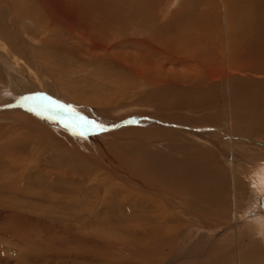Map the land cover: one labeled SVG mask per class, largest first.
<instances>
[{
  "label": "rangeland",
  "instance_id": "1",
  "mask_svg": "<svg viewBox=\"0 0 264 264\" xmlns=\"http://www.w3.org/2000/svg\"><path fill=\"white\" fill-rule=\"evenodd\" d=\"M105 1L112 0L101 2ZM227 1L228 11L222 0H136L133 5L131 0H123L120 8L138 20L112 28L109 34L101 33V46H108L113 58L101 56V50L82 42L68 16L53 19L65 22L64 29L51 25L48 12L55 15L61 10L64 15L68 9L50 10L49 4L56 6L58 0H8L13 7H8L6 16L0 9V264H20L16 253L26 245L35 252L29 258L32 262L26 264H74V258L84 263L88 262V258L82 259L86 255L94 256L93 264H139L142 259V264H224L222 258L230 254L231 264L247 263V257L249 264H264L258 257L254 260L250 251L260 247L264 253L260 204L264 188L259 185L264 183V136L238 135L237 129L246 123L235 107L236 98L245 100L250 93L256 97L259 92L247 95L234 87V83L243 82L240 77L245 72L226 63L222 64L225 72L217 75L220 65L205 60L214 59L217 52L226 57L228 45L245 39L242 28L258 26L255 13L262 14L264 0ZM129 4L132 7L128 9ZM18 7L25 13L17 11ZM15 11L23 14L18 16L21 19ZM39 17L46 23L36 19ZM233 17L242 27H233ZM254 77L262 79L264 75ZM202 88L205 95H200ZM199 100L204 101L202 107ZM53 101L71 105L75 112L54 107ZM15 111L31 117H13ZM80 116L102 125L103 130L84 124ZM247 118V122H256L253 116ZM113 151L123 157L126 151L127 162L135 155L146 165L157 167L160 177L169 171L181 181L184 177L179 174L184 173L190 194L174 188L175 195L164 190L169 185L160 184L154 193L139 181L130 183L129 172H119ZM194 174L205 177L195 178ZM197 205L215 207V215L222 205L223 211L229 212L212 218L209 208L210 214H206L210 220L204 221L194 208ZM91 210L94 218L88 221L85 215ZM16 214L23 224L13 220ZM130 218L140 222H125ZM103 220L106 226L101 224ZM219 222L225 223L221 229ZM110 225L115 231L105 229ZM129 229L134 233H127ZM136 235L149 239L140 241L146 245L145 254L128 253L140 247L131 237ZM51 237L57 242L52 243ZM119 248L128 254L122 253V257Z\"/></svg>",
  "mask_w": 264,
  "mask_h": 264
},
{
  "label": "bare ground",
  "instance_id": "2",
  "mask_svg": "<svg viewBox=\"0 0 264 264\" xmlns=\"http://www.w3.org/2000/svg\"><path fill=\"white\" fill-rule=\"evenodd\" d=\"M102 0H86L85 2H83V0H58V3H57V5L56 6H54L52 3H50L49 4V9L51 10V9H54V10H57L58 8H63V6L64 7H67L68 9H65V10H67V12H65V14L64 15H62L61 13H60V11L61 10H59L55 15L54 14H51L52 13V11L51 12H48V14H47V16H48V18L50 17V18H52L51 19V25H53V26H57V27H61V28H63L64 29V26H66L65 25V22H62L61 24H63V25H61L60 23H58V22H55V21H59V20H61V19H63V20H65V15L66 16H68L69 17V20H71L72 21V23H74V26L76 27V31H77V36H78V38L82 41V42H87V44H88V46L89 47H92V48H95V49H97V50H101L102 51V53H101V56H105V57H108V56H111V58H113L112 57V55H109L108 54V49H109V47L108 46H101V33H105V34H109V33H111V29L112 28H117L118 26H125L128 22H130V21H136V20H138L137 19V17L136 16H134L131 12H128V11H125V10H123L124 9V7H123V9H121L120 8V6H121V4L123 3V0H112L111 2H108V1H105L104 3L103 2H101ZM132 2L130 3V4H134L133 2H135L136 0H131ZM160 1H162V0H160ZM166 1V0H165ZM244 1V0H243ZM10 2V1H9ZM125 2V1H124ZM199 2V1H198ZM202 2H203V0H202ZM247 2V1H246ZM128 3H129V1H128ZM222 3H223V7H226V8H224V10L226 11L227 10V7H229V6H227V4H228V1L226 0V1H224V0H222ZM128 5L126 8H130V7H132L131 5ZM158 4H159V2H158ZM162 4V3H161ZM242 5V4H241ZM240 5V6H241ZM9 6H11V4H9L8 3V0H0V9H1V11H4V13L5 14H3V12H2V15L4 16H6V14L7 13H9L10 12V10H8L9 8ZM115 6H117V9H115ZM172 6V5H171ZM12 7L13 6H11L10 8L12 9ZM15 7V6H14ZM233 7V6H232ZM236 7H237V5H236ZM17 7H15V9H16ZM231 8V7H230ZM235 8V7H234ZM14 9V8H13ZM21 9V8H20ZM233 9V8H232ZM49 10V11H50ZM64 10V9H63ZM132 10V9H131ZM134 10V9H133ZM235 10V9H234ZM0 11V12H1ZM12 11V10H11ZM14 11V10H13ZM17 11H19V12H21V13H25V12H23V10L21 9V11L19 10V7H18V10ZM17 11H15L16 12V17L17 18H20L23 14H18V12ZM167 11V10H166ZM228 11V10H227ZM165 14V13H164ZM167 15V14H166ZM18 16H20V17H18ZM52 16H55V17H52ZM112 17V18H111ZM238 17V16H237ZM234 18V20H233V22L232 23H234V24H237V25H239V24H241V21H238V20H236V17H233ZM21 19V18H20ZM37 20H40V21H42V22H45L44 20H42L40 17L39 18H36ZM55 21H54V20ZM68 19V18H67ZM36 20V21H37ZM68 20V21H69ZM152 20V19H151ZM10 21V20H9ZM70 22V21H69ZM7 23V22H6ZM46 23V22H45ZM44 24V23H43ZM234 24H232L233 26H235ZM140 25V24H139ZM45 26V25H44ZM49 26H50V24H49ZM240 26V25H239ZM47 27V26H46ZM67 27V26H66ZM74 27V28H75ZM154 27V26H153ZM131 28V27H130ZM69 29V28H68ZM71 30H73L72 28H71ZM119 30V29H118ZM128 30V29H127ZM47 31V30H46ZM45 34H46V32H44ZM251 33V32H250ZM69 35H70V33H69ZM73 36V35H72ZM112 36H113V34H112ZM44 39V38H43ZM110 39V38H109ZM108 39V40H109ZM41 40V39H40ZM105 40V39H104ZM245 41H252L251 39H248V38H245L244 39ZM44 41V40H43ZM74 41V40H73ZM111 41V40H110ZM81 42V43H82ZM169 42V41H168ZM44 43V42H43ZM48 43H50V42H48ZM74 43H75V41H74ZM78 43V42H77ZM84 43V45H86ZM170 43V42H169ZM171 43H173V42H171ZM107 44V43H106ZM109 44V43H108ZM236 44H238V43H236ZM248 43H246L245 45H247ZM66 45V44H65ZM79 45V44H78ZM110 46V45H109ZM78 47V46H77ZM79 48H80V46H79ZM79 48H77V49H79ZM71 49V48H70ZM80 49H82V48H80ZM72 50V49H71ZM74 51V50H73ZM80 51V50H79ZM82 51V50H81ZM76 54H77V52H76ZM96 54H97V52H96ZM99 54V53H98ZM97 54V55H98ZM91 55V54H90ZM89 55V56H90ZM91 56H93V55H91ZM100 56V55H99ZM113 56H114V54H113ZM129 56V55H128ZM94 57V56H93ZM141 58V57H140ZM244 66L245 65H243V66H240V67H243V69H244ZM246 68H247V66H245ZM208 74V73H207ZM0 80H1V76H0ZM0 84H1V82H0ZM200 84H202V82L200 83ZM202 86V85H201ZM203 87V86H202ZM201 88V87H200ZM1 89V88H0ZM203 89V88H202ZM0 92H2V91H0ZM6 100V99H5ZM171 101V100H170ZM174 101V100H173ZM171 103V102H170ZM171 105V104H170ZM28 106V105H27ZM36 107H38V106H34V110H36ZM168 107V106H167ZM31 108V107H30ZM24 110V109H23ZM27 110V109H26ZM38 110V109H37ZM36 110V111H37ZM18 111H15V112H11V115H13V117H16V118H21V117H24V116H22L21 114H19V113H17ZM28 112V111H27ZM5 114V113H4ZM27 114V113H26ZM37 115V114H36ZM29 117H31V116H29ZM28 116H25V118H24V120L26 119V118H29ZM36 117V116H35ZM19 120V119H18ZM20 121V120H19ZM31 121V120H30ZM32 121L34 122V120L32 119ZM230 122V121H229ZM32 123L30 122V124L29 125H31ZM43 124V123H42ZM44 124H46V123H44ZM43 124V125H44ZM33 125V124H32ZM50 125H52V124H50ZM27 126V125H26ZM47 126V125H46ZM46 126H45V128H46ZM33 127H35V125H33ZM48 127H49V125H48ZM30 128H31V126H30ZM49 128H51V127H49ZM39 129H40V127H39ZM38 129V130H39ZM46 130V129H45ZM51 130V129H50ZM54 131V130H53ZM60 131V130H59ZM55 132V131H54ZM35 134V133H34ZM57 134H58V132H57ZM62 133H61V131H60V135H61ZM67 133H65V135H66ZM71 134H72V132H71ZM55 135V134H54ZM63 135V134H62ZM73 135V134H72ZM87 136V135H86ZM67 137V136H66ZM65 137V138H66ZM75 137V136H74ZM58 138H61L62 139V136L61 137H59V135H58ZM54 139V138H53ZM115 146V145H114ZM116 150H117V148H116ZM110 152V151H109ZM114 152V151H113ZM122 153H123V150L121 151ZM111 153V152H110ZM109 153V154H110ZM115 153V152H114ZM127 156L126 157H123V156H120V154L119 153H115V156L117 157H115L114 156V159H115V161L117 162V164L119 165H117V167H118V169L120 170L119 172H123V173H125L126 174V171H128L129 172V176H128V179L131 181L130 183H132V182H134V183H137L138 181L140 182V183H142V184H145V186H147V187H149L150 188V190H151V188H153L152 190H151V192H156L157 191V185L158 184H160L161 186L163 185V186H165V185H169L168 186V188L169 189H167V188H165L164 190H170L171 192H172V194H175V191H173L172 189H176L177 191H183V192H187L188 191V189H189V186H190V183H189V179H187L186 178V176H185V174L184 173H180L179 175H180V177H184V179L183 180H179V178L178 179H176L175 178V175L174 174H172L171 172H169L168 171V173H169V177H166L167 176V174L168 173H166L164 176H162V177H160L159 175H160V171H159V169L157 168V167H155V166H150V165H146V163H145V161L144 160H142V159H140V158H138L137 156H135L134 155V160L132 161V162H127L128 161V159H127V157H128V153L125 151L124 152ZM121 155H124V154H121ZM125 156V155H124ZM112 157H113V155H112ZM120 158V159H119ZM152 163V162H151ZM186 165H188V164H186ZM116 167V168H117ZM161 167H163V166H161ZM190 167H192V166H190ZM196 167V166H195ZM205 167V166H204ZM114 168V167H113ZM178 168V167H177ZM185 169V167L184 166H182V168L181 169ZM190 169V168H189ZM193 169V168H192ZM176 170V169H175ZM175 170H172V172H176ZM202 170V169H201ZM163 171V170H162ZM161 171V172H162ZM197 171V170H196ZM118 172V173H119ZM178 172V171H177ZM188 172V171H187ZM199 172V171H198ZM201 172V171H200ZM205 172V171H204ZM189 173V172H188ZM121 174V173H120ZM176 174H178V173H176ZM201 174V173H200ZM197 175L196 177H195V174L193 175L195 178H197L198 176H200V177H205L204 175L203 176H201V175ZM202 174H203V171H202ZM207 174V173H206ZM122 175V174H121ZM192 175V174H191ZM166 177V178H165ZM208 180H210V178L208 179ZM194 182V181H193ZM205 182V181H204ZM199 183V182H198ZM198 183H196V184H198ZM207 183V182H206ZM128 184V183H127ZM258 184V183H257ZM129 185V184H128ZM199 185V184H198ZM259 185H261V187H262V189L264 188V183L263 184H259ZM130 186V185H129ZM215 186V185H214ZM204 187V186H203ZM206 188H208V187H206ZM194 189H196V188H194ZM198 189V188H197ZM207 190H209V188L207 189ZM212 190V189H211ZM129 191H130V189H129ZM204 191H206L205 189H204ZM210 191V190H209ZM209 191H208V193H209ZM131 192V191H130ZM196 192V191H195ZM262 192H264V189L262 190ZM129 193V192H128ZM132 193V192H131ZM201 193V192H200ZM211 193V192H210ZM176 194H177V192H176ZM175 194V195H176ZM180 194H183V193H180ZM179 194V195H180ZM187 194H190V193H188L187 192ZM202 194V193H201ZM215 194V193H214ZM132 194H130L129 196H130V198L132 197L131 196ZM178 195V194H177ZM197 195H199V194H197ZM128 196V197H129ZM182 196V195H181ZM203 196V195H202ZM201 196V197H202ZM205 197H207V198H209L210 197V195L208 196V195H204ZM200 197V196H199ZM182 198V197H181ZM134 199L136 200L137 199V197H136V195H134ZM146 200H148V201H152V202H154L153 200H150V199H148V198H145ZM180 199V198H179ZM201 199V198H200ZM211 199V198H210ZM209 199V200H210ZM139 200H143L144 201V199H139ZM138 200V201H139ZM190 201V200H189ZM204 201V200H203ZM206 201H207V199H206ZM212 202V201H211ZM215 202V201H214ZM128 203V202H127ZM130 203V202H129ZM185 203V202H184ZM126 204V203H125ZM186 205V204H185ZM211 205V204H210ZM8 206H9V204H8ZM186 206H188V205H186ZM188 207H190L191 208V206L189 205ZM209 208H210V210L212 211L213 210V217L212 218H215L214 217V215H215V213L216 212H214V208L215 207H211V206H208ZM5 208V207H4ZM10 208H11V206H10ZM128 208V207H127ZM194 208L196 209V211H199V216H201L202 218H203V220L205 221V220H210L209 218H207L208 216V214H206V213H209L210 214V211L209 212H207V210L209 209H207V207L205 206V207H203V206H199V205H197V206H194ZM262 208V210H263V212H264V208L263 207H261ZM8 209V208H7ZM13 209V208H12ZM15 209V208H14ZM187 209V208H186ZM185 209V210H186ZM221 209H222V211H220V212H218V214L220 213V214H222L223 213V215H224V213H225V215L227 216L228 215V213L227 212H229V210L227 209V210H225V211H223V205L221 206ZM220 209V210H221ZM9 210H11V209H9ZM110 210V209H109ZM130 210V209H129ZM176 210H178V209H176ZM190 210V209H189ZM189 210H188V213H189ZM191 210H193V208H191ZM200 210H204V212L202 213V212H200ZM128 211V210H127ZM184 211V210H183ZM9 212V211H8ZM161 212V211H160ZM17 213V212H16ZM185 213H186V211H185ZM8 214H10V213H8ZM8 214H6L7 216H8ZM18 214V213H17ZM15 215L14 217H13V220H17L18 222H20V223H22L23 224V218H21V216H19V215ZM94 214V212H92V210H91V212L90 211H88V213L85 215V216H87V219H88V221H90L92 218H94L92 215ZM158 214V213H157ZM190 214V213H189ZM188 214V215H189ZM195 214L196 215H198L196 212H195ZM217 214V215H218ZM219 214V215H220ZM24 215V214H23ZM78 215V214H77ZM126 215V214H125ZM140 215V214H139ZM217 215H215V216H217ZM231 215V214H230ZM7 216L5 217V218H7ZM157 216V215H156ZM163 216V215H162ZM176 216V215H175ZM190 216V215H189ZM221 216V215H220ZM255 216V215H254ZM25 217H26V215H25ZM24 217V218H25ZM78 217V216H77ZM132 217V216H131ZM218 217V216H217ZM121 218V217H120ZM127 218V217H126ZM141 218H143V216L141 217ZM183 218V217H182ZM194 218V217H193ZM224 218V217H223ZM234 218H235V216H234ZM8 219H10V218H8ZM25 219H27V218H25ZM29 219V218H28ZM158 219V218H157ZM160 219V218H159ZM236 219V218H235ZM116 220H119L118 218L116 219ZM136 220H138V218H134V219H132L131 220V218L130 219H125V222H131V221H135L136 222ZM146 220V219H145ZM153 220V219H152ZM237 220H238V217H237ZM2 221V220H1ZM0 221V222H1ZM9 221V220H8ZM110 221H111V219H110ZM139 222H140V220H138ZM180 221H181V219H180ZM212 221V220H211ZM28 222V221H27ZM112 222V221H111ZM124 222V223H125ZM145 222V221H144ZM147 222V221H146ZM160 222V221H159ZM185 222V221H184ZM244 222V221H243ZM242 222V223H243ZM96 223V220H95V222H93V224H95ZM115 222H113V225H115L114 224ZM138 223V222H137ZM101 224H103L104 226H106V223H105V220H103V221H101ZM117 224V223H116ZM136 224V223H135ZM142 224H144V223H142ZM181 224H182V222H181ZM185 224H186V222H185ZM184 224V225H185ZM207 224V223H206ZM219 224V227H220V229H221V227L222 226H225V223L224 222H219L218 223ZM232 224V223H231ZM1 225H2V223H1ZM15 225H17V223H15ZM113 225H110V226H107V227H105V229L106 230H110L111 228H113V231H115V228L113 227ZM140 225V224H139ZM233 225V224H232ZM25 226V225H24ZM132 226V225H131ZM143 226H145V225H143ZM227 226V225H226ZM252 226V225H251ZM26 227V226H25ZM135 227H138V226H135ZM135 227H134V229H135ZM139 227H141V226H139ZM154 227V226H153ZM153 227H152V229H153ZM161 227V226H160ZM200 227V226H199ZM209 227V226H208ZM219 227H217V228H219ZM229 227V226H228ZM233 227V226H232ZM16 228V227H15ZM15 228H14V230H15ZM18 228V227H17ZM24 228V227H23ZM27 228H28V226H27ZM61 228V227H60ZM126 228H128V227H126ZM147 228V227H146ZM166 228V227H165ZM236 228V227H235ZM234 228V229H235ZM18 229H20V228H18ZM62 229H64V230H66V232H67V230H68V228H65V227H63ZM138 229V228H137ZM149 228H147V230H148ZM12 230V229H11ZM23 230V229H22ZM58 230H60L61 231V229H58ZM146 230V231H147ZM161 230H162V228H161ZM160 230V233L161 232H163V231H161ZM165 230V229H164ZM18 231H21V230H18ZM26 232H28V234H29V231L28 230H25ZM36 231H38V230H36ZM36 231H34V232H36ZM68 231H71L70 229L68 230ZM130 231V229L129 230H126V232L127 233H134V232H129ZM138 231V230H137ZM145 231V230H144ZM151 231V230H150ZM153 231V230H152ZM183 231V230H182ZM257 231H258V227H257ZM262 231V230H261ZM14 232V231H13ZM21 232H23V231H21ZM26 232H24V233H26ZM40 232V231H39ZM48 232V231H47ZM72 232V231H71ZM70 232V233H71ZM149 232V231H148ZM154 232V231H153ZM152 232V234H154ZM164 232H166V231H164ZM179 232H181V231H178V233ZM16 233H18V232H16ZM49 233V232H48ZM145 233H147V232H145ZM172 233V232H171ZM262 233V232H261ZM263 233H264V231H263ZM262 233V234H263ZM44 234V233H43ZM47 234V233H46ZM58 234V233H57ZM72 234V233H71ZM139 234V233H138ZM141 234V233H140ZM148 234H150V233H148ZM167 234V233H166ZM174 234H177V233H174ZM173 234V235H174ZM261 234V235H262ZM19 235V234H18ZM26 236L25 237H27V234H25ZM32 235H34V237H35V234L34 233H32ZM49 235V234H48ZM73 235H75L76 236V234H74L73 233ZM142 235V234H141ZM158 235V234H157ZM163 235H164V233H163ZM4 236V235H3ZM11 236V235H10ZM14 236H16V238H18L19 239V237H17V235L15 234ZM13 236V237H14ZM20 236V235H19ZM40 236L42 237L43 235H41L40 234ZM45 236V235H44ZM43 236V237H44ZM74 236V237H75ZM129 236V235H128ZM161 236V235H160ZM175 236V235H174ZM174 236L173 237H171V238H174ZM181 236V235H180ZM12 237V238H13ZM24 237V236H23ZM50 237V236H49ZM54 237H55V235H54ZM60 237V236H59ZM131 237H134V241H136L137 242V244H135V245H140V247H137V248H135V249H133V250H131L130 249V246L132 245V244H129V245H127V247L130 249V252H128L129 254H133V255H137V254H140L141 252H142V254H145V250H146V248H144V247H146V245H145V243L144 242H140V241H144V240H147V241H149V239H148V237H147V235L146 236H143V238L141 239V236H139V235H136V236H131ZM151 237V236H150ZM149 237V238H150ZM169 237V236H168ZM10 238V237H9ZM21 238V237H20ZM30 238V237H29ZM32 238V237H31ZM85 239H87V236H85L84 237ZM153 238H154V240H155V237L153 236ZM15 239V238H14ZM23 239V238H22ZM33 239V238H32ZM35 240H37L38 238H34ZM33 239V240H34ZM50 239V238H49ZM48 239V240H49ZM66 239V238H65ZM93 239V238H92ZM158 238H156V240H157ZM165 239H167V237L165 238ZM174 239H176V237L174 238ZM186 239H188V238H186ZM215 239V238H214ZM42 240V239H41ZM44 240L46 241L47 240V238H44ZM53 240V238L51 237V241ZM56 240H57V238H56ZM84 240V239H83ZM91 240V239H90ZM124 240V239H123ZM122 240V241H123ZM129 240H131V238L129 239ZM161 240H162V236H161ZM23 241V240H22ZM24 241H25V239H24ZM37 241H39V240H37ZM45 241H44V244H45ZM66 241V240H65ZM72 241V240H71ZM79 241V240H78ZM108 241H112V239L111 238H109V240ZM125 241V240H124ZM123 241V242H124ZM159 241H160V237H159ZM163 241V240H162ZM176 241H177V239H176ZM10 242V241H9ZM21 242V241H20ZM26 242H27V240H26ZM31 242H33L32 240H31ZM57 242V241H56ZM56 242H53L52 241V243H56ZM76 242V241H75ZM91 242H94V241H92L91 240ZM113 242V241H112ZM132 242V241H131ZM153 242H155V241H153ZM161 242V241H160ZM164 242V241H163ZM174 242H175V240H174ZM173 242V243H174ZM34 243V242H33ZM43 243V242H42ZM62 243V242H61ZM60 243V244H61ZM65 243V242H64ZM66 243H67V241H66ZM74 243V242H73ZM78 243V242H77ZM80 243V242H79ZM126 243V242H125ZM225 243V242H224ZM23 244V243H22ZM25 245H26V243H24ZM30 245H31V243H29ZM51 244V243H50ZM102 244V243H101ZM148 244L149 243H147V246H148ZM11 245H13L12 244V242H11ZM34 245V244H33ZM36 245V244H35ZM47 245V244H46ZM53 245V244H52ZM62 245V244H61ZM71 245V244H70ZM96 245H98V244H96ZM123 245V244H122ZM121 245V246H122ZM178 246V244H175L174 245V247L175 246ZM22 246H24V245H22ZM27 247H29V245H26ZM25 246V247H26ZM63 246H65V245H63ZM69 246V245H68ZM68 246H67V248H68ZM76 246V245H75ZM78 246V245H77ZM82 246H83V243H82ZM152 246H155V245H152ZM160 246V245H159ZM158 246V247H159ZM180 246H181V244H180ZM179 246V247H180ZM25 248V250L24 251H21V252H23V253H21V252H19V253H16L17 254V259H20L21 261V263L20 262H17V263H20V264H24L25 262L27 263L28 261H30V262H32L31 260L32 259H30L29 260V258L31 257H33V254L35 253V252H33L31 249H29V248ZM46 247H48V246H46ZM51 247V246H50ZM53 247H55L54 245H53ZM161 247V246H160ZM159 247V248H160ZM165 247H167V246H165ZM170 247V246H169ZM173 247V246H172ZM171 247V248H172ZM178 247V248H179ZM212 247V246H211ZM214 247V246H213ZM223 247V246H222ZM23 248V247H22ZM31 248H32V246H31ZM123 248H124V246H123ZM154 248H156V246L154 247ZM163 248V247H162ZM227 248V247H226ZM230 248V246L228 247V249ZM24 249V248H23ZM66 249V248H65ZM69 249V248H68ZM84 249H86V248H83V250ZM161 249V248H160ZM164 249V248H163ZM166 249V248H165ZM169 249V248H168ZM177 249V248H176ZM33 250H34V248H33ZM51 250V249H50ZM59 250V249H58ZM89 250V249H88ZM174 250V249H173ZM35 251H36V249H35ZM85 251V250H84ZM218 251V250H217ZM252 253H253V259L254 260H256L257 261V257L258 258H260V259H262V260H264V253H262V250H261V248L260 247H258V249H257V251H253V250H250ZM37 252V251H36ZM68 251H66L65 252V254L67 253ZM104 252V251H103ZM125 252H126V250H123L122 248H119L118 249V253L119 254H121L122 255V253L123 254H125ZM251 252H249V257L251 258ZM72 253V252H71ZM82 253H84V252H82ZM91 253H95V252H91ZM127 253V252H126ZM127 253V254H128ZM173 253V252H172ZM231 253V252H230ZM240 253V252H239ZM87 254V253H86ZM166 254V253H165ZM217 254V253H216ZM1 255V254H0ZM67 255V254H66ZM78 255H79V253H78ZM82 255V254H81ZM84 255V254H83ZM82 255V256H83ZM89 256H90V253L88 254ZM93 255V254H92ZM231 255V254H230ZM230 255H228L229 257H224V258H222V259H226L225 260V262H224V264H231V256ZM57 256V255H56ZM77 256V255H76ZM87 256V255H86ZM86 256H84V258H82V259H85V258H88L87 260H88V262H84V263H81L80 261H78V260H76L75 258L73 259V262H74V264H93L94 263V259L95 258H93L92 256H90V257H86ZM103 256V255H102ZM124 255H122V257H123ZM167 255H165V257H166ZM224 256V255H223ZM58 257V256H57ZM64 257V256H63ZM78 257V256H77ZM122 257H120V258H122ZM129 257V256H128ZM247 256H244V258H243V262H244V260H245V258H246ZM2 258V257H1ZM61 258V257H60ZM67 258V257H66ZM126 258H127V256H126ZM240 260H241V254H240ZM14 259V258H13ZM41 259H45V258H41ZM54 259H56V257H54ZM54 259H53V261H54ZM81 259V260H82ZM123 259V258H122ZM121 259V260H122ZM125 259V258H124ZM247 260L246 261H248L247 263L245 262V263H243V264H249V260H248V257L246 258ZM3 260V259H2ZM4 260H6V259H4ZM35 260V259H34ZM33 260V261H34ZM206 260H208V259H206ZM14 261V260H13ZM16 261V260H15ZM62 261H63V259H62ZM122 261H124V260H122ZM215 261H217V260H215ZM256 261H252V262H256ZM40 262H41V260H40ZM43 262H44V260H43ZM45 262H46V259H45ZM68 262V261H67ZM72 262V261H71ZM113 262V261H112ZM115 262V261H114ZM0 263H1V261H0ZM5 263V262H4ZM10 263V262H9ZM8 263V264H9ZM25 263V264H26ZM34 263V262H33ZM53 263V262H52ZM51 263V264H52ZM125 263V262H124ZM143 263V259L142 260H140V263L139 264H142ZM29 264V263H28ZM35 264V263H34ZM47 264H49V263H47ZM108 264V263H107ZM119 264H121V261H119ZM212 264H215V262H212ZM219 264H221L220 262H219ZM257 264V263H256Z\"/></svg>",
  "mask_w": 264,
  "mask_h": 264
},
{
  "label": "crops",
  "instance_id": "3",
  "mask_svg": "<svg viewBox=\"0 0 264 264\" xmlns=\"http://www.w3.org/2000/svg\"><path fill=\"white\" fill-rule=\"evenodd\" d=\"M261 13L262 14L255 13V23H259L258 26L253 25L252 27L241 29L245 34L244 38L251 39L252 41H245L244 39L238 38L235 43L232 44V47L228 45L226 57H223V54L217 52V54L214 55V59L212 56L210 59H205V57L202 59L203 61L205 59L207 63L220 65V67H216L217 70L215 74L217 75L225 72L224 66L222 64L226 63L230 64V66H232L236 71L238 70L239 72H245L242 74V77H240L243 82L234 83V87H240L239 90L247 95L254 90L259 92V95L256 97H253V95L250 93V97H246V99L250 100H239L238 98L235 100V107L241 110L240 112L243 114L242 117L246 123V125L242 126L241 129L238 128L236 133L244 138H258L259 133L264 136V78L255 79L254 77L258 75H264V10L261 11ZM261 21L263 23H261ZM233 27L240 28L242 26L235 25ZM250 32L253 33L252 37L250 36ZM230 37L231 36H227L229 40ZM246 43L251 44L245 45ZM202 55L205 56L204 51ZM243 65L247 66V68L245 66L244 69L243 67H240ZM209 73L213 74L214 72L209 71ZM212 77L213 76L209 78L212 79ZM204 93H206V90L201 89L200 95H205ZM198 105L199 107H202L204 105V101L200 102L199 100ZM250 115L253 116L256 122L251 123V121H249L252 119ZM246 118L249 122L246 121ZM254 124H256L255 126L257 127L251 128L255 127L253 126Z\"/></svg>",
  "mask_w": 264,
  "mask_h": 264
},
{
  "label": "snow or ice",
  "instance_id": "4",
  "mask_svg": "<svg viewBox=\"0 0 264 264\" xmlns=\"http://www.w3.org/2000/svg\"><path fill=\"white\" fill-rule=\"evenodd\" d=\"M46 99H51V98H46ZM52 105L54 107L67 109L68 111L73 112V113L75 112V110L72 108L71 105H63V104H60L58 101H53L52 102ZM79 120L82 121L84 124L91 123L92 125H94L96 127H99V128H101V130H103V126L102 125H96V122L95 121H89L86 117L80 116L79 117Z\"/></svg>",
  "mask_w": 264,
  "mask_h": 264
},
{
  "label": "water",
  "instance_id": "5",
  "mask_svg": "<svg viewBox=\"0 0 264 264\" xmlns=\"http://www.w3.org/2000/svg\"><path fill=\"white\" fill-rule=\"evenodd\" d=\"M260 204H261V206L264 208V194H263V196L260 198Z\"/></svg>",
  "mask_w": 264,
  "mask_h": 264
}]
</instances>
